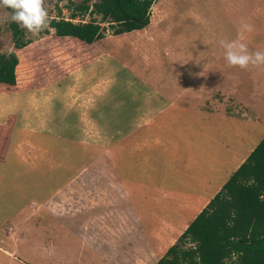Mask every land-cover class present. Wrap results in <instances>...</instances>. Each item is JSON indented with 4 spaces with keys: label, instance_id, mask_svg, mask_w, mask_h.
<instances>
[{
    "label": "rangeland",
    "instance_id": "1",
    "mask_svg": "<svg viewBox=\"0 0 264 264\" xmlns=\"http://www.w3.org/2000/svg\"><path fill=\"white\" fill-rule=\"evenodd\" d=\"M79 1L44 0V7L49 19H67ZM233 1L155 0L150 6L149 23L144 30L131 31L122 36L111 35L106 30L104 37L90 47H83L70 38L58 39L49 27L33 35L18 25L22 30L21 40L27 43L15 51L18 65L14 87L0 90V107L3 110H0V126H6L11 121V128H17L13 126L17 124V116L19 118L21 114L20 119L25 118V101L32 106L31 99L43 92L45 94H38V97L47 98L52 104L45 121L52 122L48 123L49 128H76V113L68 110L65 115L66 109L62 107L66 99L60 95L58 98L50 97L51 88H55L58 94L71 88L69 91L79 96V104L85 103V126L90 128V132H86L88 135L84 133V140L91 144L85 150L92 155L97 153L98 144L109 134L117 135L114 128H137L144 125V121L149 122L147 126L152 128L162 124L160 115L156 121L150 116L162 109V104L171 102L175 105L164 113L174 110L172 113L177 114L180 109L182 112L175 117L170 116L164 127L173 129L162 137L155 134L154 141L159 142L163 138L166 141L164 145L168 146L184 141L183 136L190 140L194 135L202 140L208 138L210 148L199 151L203 152V159L212 161L211 167L205 166L200 156L189 150L188 165L196 166L195 171L203 173L208 182L221 180L223 168L220 163L225 166L226 160L232 161L230 154H234L235 158L245 152L247 146L252 148L264 135V64H250L247 68L230 67L219 44L221 40H242L250 52L264 51V0H244L239 5ZM6 12L0 8V16ZM91 17L93 15L83 13L72 21L84 22ZM94 20L99 22L98 16H94ZM240 20L243 22H238ZM242 23L250 24L252 31L243 30ZM101 26L106 24L101 23ZM149 33L155 38L144 39ZM11 49L10 23H0V52ZM3 94L11 95L13 99L7 100ZM97 95L109 97L107 104L106 101L91 100ZM3 98L10 104L1 105ZM104 104L106 111L99 122L94 119L93 111ZM25 128L28 130V127ZM185 128H194L193 132L188 131L193 134H186ZM4 142L7 140L4 139ZM200 143L197 141L195 145ZM168 147L167 154L172 152L171 146ZM185 148L188 149V146ZM96 160H85V173L101 171ZM183 160L172 158L175 170L170 169L174 170L170 178L175 174L193 178L194 171L183 166ZM90 161L91 166L88 167ZM9 163L12 164L10 159ZM173 165L172 162L170 166ZM4 168L8 175L13 170L9 165ZM106 169L110 172L111 168L107 165ZM147 183L156 186L152 181L147 180ZM159 201L162 202V199L159 198ZM171 211L173 208H170V217ZM158 218L163 219V214H154L149 225L155 227L154 224L160 222Z\"/></svg>",
    "mask_w": 264,
    "mask_h": 264
},
{
    "label": "crops",
    "instance_id": "2",
    "mask_svg": "<svg viewBox=\"0 0 264 264\" xmlns=\"http://www.w3.org/2000/svg\"><path fill=\"white\" fill-rule=\"evenodd\" d=\"M242 2L245 1H233L236 5ZM229 20L232 21L231 17ZM122 35L124 33L119 34ZM154 36L149 33L144 39ZM70 89L58 94L51 88L50 97L60 95L66 99L62 107L66 109L65 115L68 110L76 113V128H49L52 122L45 121L52 104L47 98L45 101L38 97V94H45L40 92L31 99L32 106L26 101L23 103L25 118L20 119L21 114L17 116V124L13 125L17 128H10L7 142L3 143L0 153V264H153L255 145L247 146L245 152L235 158L230 154L231 162L226 160L225 166L220 163L223 178L215 183L208 182L203 173L195 171L196 166L188 165L187 159L190 151L199 155L205 166L211 167L212 161L203 159V152L199 151L210 148L208 138L202 140L194 135L190 140L183 136L184 141L167 144L172 151L169 157L166 141L163 138L154 141L155 134L162 137L173 129L164 127L170 116L182 112L180 109L177 114L172 113L174 110L164 113L175 105L170 102L162 104V109L150 116L155 120L160 115L162 124L156 128L148 127L149 122L145 121L144 128H114L117 135L109 134L98 144L97 153L90 155L85 149L91 144L84 140L86 132H90L85 126V103L79 104V96L73 95ZM3 95L7 100L12 98ZM93 97L94 102L106 101L105 104L109 98ZM7 100L3 98L1 105L10 104ZM105 104L93 111L94 119L99 122L106 111ZM189 130L193 132L194 128H185L186 134L192 135ZM197 141L208 143L195 145ZM170 157L184 158L181 162L194 171L193 178L182 174L170 178L175 170V162ZM87 158L97 159L101 171L85 173ZM9 159L12 164H7ZM88 163V167L91 166V161ZM5 165L13 169L9 175ZM107 165L110 172L106 171ZM170 180L174 182L169 183ZM170 208H173L171 217L168 215ZM154 214L164 216L158 218L160 222L154 224L155 227L149 225Z\"/></svg>",
    "mask_w": 264,
    "mask_h": 264
},
{
    "label": "trees",
    "instance_id": "3",
    "mask_svg": "<svg viewBox=\"0 0 264 264\" xmlns=\"http://www.w3.org/2000/svg\"><path fill=\"white\" fill-rule=\"evenodd\" d=\"M153 2L80 0L69 18H50L48 27L58 39L70 38L90 47L104 37L106 30L119 35L144 28ZM83 13L93 17L84 22L72 21ZM10 28L12 49L0 52V90L5 91L15 84V51L27 43L21 40L22 30L16 23H10ZM10 122L0 126V153ZM153 264H264V135Z\"/></svg>",
    "mask_w": 264,
    "mask_h": 264
},
{
    "label": "clouds",
    "instance_id": "4",
    "mask_svg": "<svg viewBox=\"0 0 264 264\" xmlns=\"http://www.w3.org/2000/svg\"><path fill=\"white\" fill-rule=\"evenodd\" d=\"M0 8L9 9L0 16V23H16L33 35H38L48 27V12L44 0H0ZM242 29L252 31V26L242 23ZM223 49V58L230 67L247 68L251 65L264 64V51L250 52L242 40L219 42Z\"/></svg>",
    "mask_w": 264,
    "mask_h": 264
}]
</instances>
